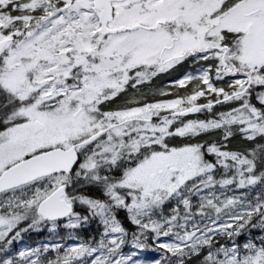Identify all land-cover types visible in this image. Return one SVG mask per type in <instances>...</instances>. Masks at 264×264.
Here are the masks:
<instances>
[{"label":"snow or ice","instance_id":"6c2138e0","mask_svg":"<svg viewBox=\"0 0 264 264\" xmlns=\"http://www.w3.org/2000/svg\"><path fill=\"white\" fill-rule=\"evenodd\" d=\"M0 264H264V0H0Z\"/></svg>","mask_w":264,"mask_h":264},{"label":"trees","instance_id":"16d2710c","mask_svg":"<svg viewBox=\"0 0 264 264\" xmlns=\"http://www.w3.org/2000/svg\"><path fill=\"white\" fill-rule=\"evenodd\" d=\"M42 237L41 236H33L32 237V240H26L25 242L26 243H31L32 241H38V240H40Z\"/></svg>","mask_w":264,"mask_h":264},{"label":"rangeland","instance_id":"374dc122","mask_svg":"<svg viewBox=\"0 0 264 264\" xmlns=\"http://www.w3.org/2000/svg\"><path fill=\"white\" fill-rule=\"evenodd\" d=\"M144 255H145V258H147V257H150L151 256V253H145Z\"/></svg>","mask_w":264,"mask_h":264}]
</instances>
